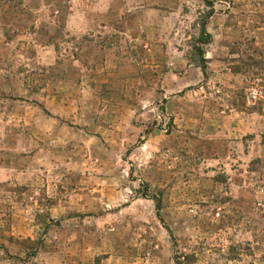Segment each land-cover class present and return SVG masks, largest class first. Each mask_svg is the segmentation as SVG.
<instances>
[{
  "label": "rangeland",
  "instance_id": "obj_1",
  "mask_svg": "<svg viewBox=\"0 0 264 264\" xmlns=\"http://www.w3.org/2000/svg\"><path fill=\"white\" fill-rule=\"evenodd\" d=\"M255 84L264 0H0V264H264Z\"/></svg>",
  "mask_w": 264,
  "mask_h": 264
},
{
  "label": "built area",
  "instance_id": "obj_2",
  "mask_svg": "<svg viewBox=\"0 0 264 264\" xmlns=\"http://www.w3.org/2000/svg\"><path fill=\"white\" fill-rule=\"evenodd\" d=\"M263 89L258 85L255 84L251 87L246 95V102L248 105H255L260 99L263 97Z\"/></svg>",
  "mask_w": 264,
  "mask_h": 264
},
{
  "label": "trees",
  "instance_id": "obj_3",
  "mask_svg": "<svg viewBox=\"0 0 264 264\" xmlns=\"http://www.w3.org/2000/svg\"><path fill=\"white\" fill-rule=\"evenodd\" d=\"M201 34L202 35H201L200 42H202L203 44L209 43L210 36H209V34H207L206 24H203L202 25V33ZM198 51H199L200 57L203 59L204 58V52H203V50L199 48ZM160 208H161V202H160V200L157 199V210L159 211Z\"/></svg>",
  "mask_w": 264,
  "mask_h": 264
}]
</instances>
